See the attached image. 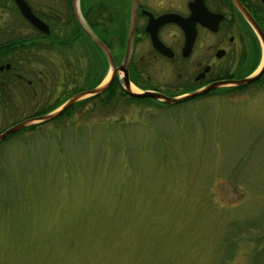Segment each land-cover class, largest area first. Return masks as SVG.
<instances>
[{
	"label": "rangeland",
	"instance_id": "obj_1",
	"mask_svg": "<svg viewBox=\"0 0 264 264\" xmlns=\"http://www.w3.org/2000/svg\"><path fill=\"white\" fill-rule=\"evenodd\" d=\"M140 99L0 140V264H264V99Z\"/></svg>",
	"mask_w": 264,
	"mask_h": 264
},
{
	"label": "flooded vegetation",
	"instance_id": "obj_2",
	"mask_svg": "<svg viewBox=\"0 0 264 264\" xmlns=\"http://www.w3.org/2000/svg\"><path fill=\"white\" fill-rule=\"evenodd\" d=\"M239 2L261 33L234 0H0V115L11 116L6 127L14 123L13 115H39L110 73L111 82L102 92L80 98L62 115L117 106L125 96L132 97L123 87L124 67L132 90L137 86L169 96L259 73L251 81L218 85L186 100L214 94L230 100L252 95L264 99V0ZM32 14L38 24L29 18ZM164 14L196 19L189 48L174 21L157 27L166 51L153 46L148 20ZM149 98L157 105L173 104Z\"/></svg>",
	"mask_w": 264,
	"mask_h": 264
},
{
	"label": "water",
	"instance_id": "obj_3",
	"mask_svg": "<svg viewBox=\"0 0 264 264\" xmlns=\"http://www.w3.org/2000/svg\"><path fill=\"white\" fill-rule=\"evenodd\" d=\"M234 2L238 6V8L244 13V15L247 18V20L249 21L250 25L256 31H259L261 33L259 26L255 22V20L248 14V12L242 7L239 0H234ZM33 16L30 15L29 18L31 20H33V22L38 24L37 21H40V20L36 16H34V18H33ZM178 17L179 16L172 15V14H164L163 16H161L159 18L148 20V24H147L146 28L150 34L151 42H152L154 47L160 49L162 52L166 51V49H165L166 45L159 39V37L157 35V27L159 25L163 24L164 22H167V21H174L182 27V29L184 31V36H185L184 37V46L185 47L189 48V46L193 42V39L195 36L194 23H195L196 19L178 18ZM134 23H135V20H132L130 23L131 25H130V29H129V33H128L127 50H126V54H125L126 57L125 58H127L128 53L130 51L132 38H133ZM90 36H92V38L105 51H107L109 53L107 46L94 33L90 34ZM258 74L259 73L252 75V76L244 77V78L239 79V80L217 81V82L205 85L202 88L192 90V91L180 94V95L169 96V95L163 94V93H161L159 91H155V90H144L142 92L132 90L131 84L128 80L126 67H124L123 87H124V90L132 96H136V97L149 96V97L155 98V99L163 101V102L175 103V102L183 101V100H186L187 98L202 94V93L206 92L207 90L212 89L218 85H234V84H242V83L251 81L252 79H255ZM112 75H113V73H110L109 77L105 81L103 80L102 82H100L99 84H97L96 86H94L88 90H83V91L77 92L76 94H73L72 96H70L69 98L64 100L61 104H59L57 107H55L54 109H52L46 113L26 117L22 120H19L15 123L9 125L5 129L0 131V140L6 138L10 134H12V133H14L20 129H23L29 125L44 122V121H47V120H50V119L57 117L66 108H68L72 103L76 102L77 100H79L83 96L98 94V93L102 92L108 86V84L111 82Z\"/></svg>",
	"mask_w": 264,
	"mask_h": 264
},
{
	"label": "trees",
	"instance_id": "obj_4",
	"mask_svg": "<svg viewBox=\"0 0 264 264\" xmlns=\"http://www.w3.org/2000/svg\"><path fill=\"white\" fill-rule=\"evenodd\" d=\"M140 98H144V99H149V101H154V100H152L151 98H149V97H130V99H136V100H141ZM51 109V108H50ZM49 108L48 109H46V111L47 110H50ZM33 127H34V125H33ZM32 128V127H31Z\"/></svg>",
	"mask_w": 264,
	"mask_h": 264
},
{
	"label": "bare ground",
	"instance_id": "obj_5",
	"mask_svg": "<svg viewBox=\"0 0 264 264\" xmlns=\"http://www.w3.org/2000/svg\"><path fill=\"white\" fill-rule=\"evenodd\" d=\"M133 89L135 90V91H138V89L136 88V87H133ZM48 122V121H47Z\"/></svg>",
	"mask_w": 264,
	"mask_h": 264
}]
</instances>
